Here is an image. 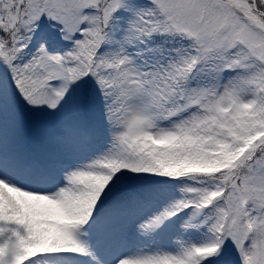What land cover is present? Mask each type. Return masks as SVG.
<instances>
[{
    "label": "snow or ice",
    "instance_id": "obj_1",
    "mask_svg": "<svg viewBox=\"0 0 264 264\" xmlns=\"http://www.w3.org/2000/svg\"><path fill=\"white\" fill-rule=\"evenodd\" d=\"M0 264H264V0H0Z\"/></svg>",
    "mask_w": 264,
    "mask_h": 264
}]
</instances>
